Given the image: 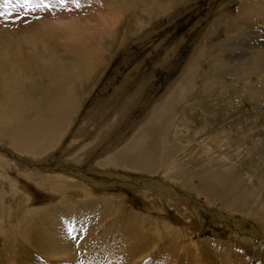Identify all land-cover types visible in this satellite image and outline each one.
<instances>
[{"label":"bare ground","instance_id":"6f19581e","mask_svg":"<svg viewBox=\"0 0 264 264\" xmlns=\"http://www.w3.org/2000/svg\"><path fill=\"white\" fill-rule=\"evenodd\" d=\"M91 1L93 4L90 7L95 6L93 10L97 9L105 15L97 16L95 13L100 21L91 25L92 27L73 26L76 23L64 24V19L70 16H67L68 14L62 16L63 10L61 17L30 21L24 28H0V144L15 153L18 159L26 157L36 159L42 154H51L58 150L76 114L85 106L87 98L97 87L105 68L114 57L115 52H112V49H117L118 42L122 41L123 45L124 41L130 40V34L132 37L145 31V23L154 16L153 10L162 11L159 17L168 16L174 12L178 3L184 2V0H89L90 3ZM5 3L11 7L9 0H0V12L9 15L10 11L8 8L6 10ZM225 14L229 15L228 10L218 14L221 17L220 20L217 19L219 29L214 28L217 34L221 32L225 40L219 45L217 57L213 52L214 56L206 58L209 66L207 81L193 82L191 86L186 80L170 84L154 104H151L150 108L148 106L146 116L130 126L132 129L130 133L134 135L130 140L131 144L126 147L122 145L125 142L121 140L124 139L123 135L119 136L121 133L116 134L112 140L109 138L118 132L123 119L127 118L131 108L139 103L144 91L143 86L139 85L132 95L130 94L132 90L127 91L129 89L124 88L125 94L131 96L121 104L119 101L124 97L121 92L115 94L111 103L105 100L97 102L98 104L88 112L84 123L86 131L92 133L93 140L86 143L85 147L76 149L77 146L73 145L78 144L81 137H75L71 144L74 151L67 153V150L71 149L69 145L64 158L81 155L79 157L81 163L88 161L92 159V152L94 153L102 142L105 146L102 148L105 158L99 163L95 162V166L123 168L145 175L158 174L171 182L182 179L186 187H189L190 181L196 180L209 199L224 196L225 202L231 208L242 210L244 217L264 228V220L257 213L259 209L257 210L256 204L251 202L255 196L248 190L249 185L257 191L264 192V163H258L262 162L263 157L256 158V163L240 161L244 160L248 150L254 147L258 137L264 143V132L259 131L264 127V49L256 47L257 42L253 39L252 32L248 31L256 28V25L243 19L246 9L242 5L238 7L237 16L230 17ZM121 18H124V26ZM119 25L122 26L120 33ZM262 26L264 28V23ZM226 43L227 45H224ZM230 49H244L252 51L253 54L247 55L249 57L247 62H245L247 58L243 60L239 58L229 67L227 64L230 61L222 60L219 55ZM198 76L202 74L199 72ZM225 77L232 79L230 86L221 81ZM255 85L258 88H255ZM196 92L202 96L201 100L205 99L204 96L209 98L210 102L206 100V103H199L198 98L194 101L193 95ZM240 95L253 112L229 122L232 115L229 118L230 114L227 113L230 110L226 106L230 105L234 96ZM187 97L190 99L187 100ZM217 117L222 118V121H218ZM252 117L261 122L255 125L257 129L251 128L245 134L241 122ZM107 122H113V125L104 135ZM81 133L86 132L84 130V133ZM109 142H112V145H108ZM243 145H246L244 150ZM114 151H117L115 155ZM196 151L198 157L205 158L210 168L191 173L188 164L194 160ZM223 152L230 153L228 155L231 157L223 156ZM234 158L238 161V167L236 161L232 162ZM11 161L12 164H17V161ZM10 165L11 162L7 163L4 157H0V264H192L190 260L193 250L185 247L183 249L177 245L180 241L165 223H160L162 226L160 230L149 218L136 212L131 215L120 212L123 216L115 215L108 220L110 223H107L103 219L107 215H113L106 209L105 205L109 203L107 201L103 202L101 208L96 202L99 200H94L92 204V198L86 199L87 194L82 193L84 195L82 200L76 202H68L67 199L61 198L48 205H33L31 198L24 196L27 195L26 188L34 184L37 188L47 190L45 187L47 181L36 182L31 179L32 173L29 175L23 173L19 176L16 167L12 173ZM244 165L250 166L245 170L247 181L244 180V174L241 175L238 170ZM222 167L226 171L228 168L229 173L221 172ZM55 178L59 180V176ZM50 189L62 196L67 195L61 189L72 192L70 187L69 190L62 186H51ZM79 193L81 194V191ZM19 195L22 197L19 198ZM6 199H9L10 207L4 204ZM258 200L260 199L257 198ZM17 201L20 202L16 203ZM250 206L251 208L256 206L253 209L257 212ZM258 206H261L264 212V205ZM95 213L101 218L97 219L99 222H95ZM160 217L158 216V219ZM196 256L198 258V255ZM259 257L257 255L254 258L261 260ZM258 260L257 264H260Z\"/></svg>","mask_w":264,"mask_h":264},{"label":"rangeland","instance_id":"374dc122","mask_svg":"<svg viewBox=\"0 0 264 264\" xmlns=\"http://www.w3.org/2000/svg\"><path fill=\"white\" fill-rule=\"evenodd\" d=\"M23 1L9 0L11 7L8 3L4 4L6 10L9 9L10 14L7 15L3 14L2 11L0 12L1 29L12 27L24 28L30 21H45L61 17L63 10L64 14L62 16L68 14L67 16L73 17H67V19L61 18L64 19L63 23H76V25L74 24L73 26L78 25L80 27H92L94 23H98L100 21V18L97 16H105L103 13L98 12L97 9H95L96 11L93 10L95 6L90 7L93 2L91 1L92 3H90L89 0H83L82 2L81 0H63V2L60 0L62 2L61 5L63 6L60 5L61 2H59V0L53 1L54 3L57 2V4H52L53 2L50 0ZM179 4L180 3L175 6L174 12L172 14H168V16L161 15L159 17V14H161L162 11L157 12L156 10H153L152 15L154 16H152V19L147 20L148 22L145 23V31L132 36L133 38L131 37L132 34H130V40L124 41L123 45L122 41L118 42V44L116 43L117 49H112V52H115L114 57L111 58L107 67L105 65V71L100 78L97 87L87 98L85 106L82 107L78 114H76V117L73 119V124L69 127V131L63 136L58 150H55L51 154H42L40 157L36 158L37 160L39 159L38 161L29 157L23 158V160L22 158L18 159L15 153H12L11 150L0 144V146L3 147H0V151L2 152H0V157H4L7 163L11 162L10 167L13 169L12 173H14V168L16 167L20 173L19 176H22L23 173L25 175L32 173L31 179L33 178L36 182H40V180L47 181V184L45 185V187L48 188L47 190L37 188L34 184L30 185L31 187L28 186V188H26L25 192L27 195L25 194L24 196L29 199L31 198L33 202L32 204L35 206L48 205L51 202L60 200L61 198L67 199L68 202H76L77 200H82V196L87 194L88 197L86 196V199L92 198V204L94 200L102 202L100 205V203L96 201L98 206L101 208L104 205L103 202H109L105 206L106 209L113 215H107L106 218L103 219L107 221V223H110L108 220L113 218L115 215H117V217L123 216L120 212H124L126 215H131L133 212L143 215L145 218H149L153 225L155 227L157 226L160 230L162 229L161 224L165 223L168 228L170 227L169 229L173 232L172 234L180 241L177 245H180L181 248L185 247V249L190 248L193 250V255L190 260L192 261V264H230L231 262V264H235L237 262H240L241 264H251V262L252 264H257L258 259L256 258V260L254 258L257 255L260 256L259 258L261 259L258 260L259 263L264 264V228L244 217L242 210L238 209V211L235 208H231V206L225 202L226 200L224 196L222 198L219 196L216 199H222L225 203L216 199H209L196 180L190 181L189 187H186L183 184L182 179L179 181L175 179L176 181L171 182V180H164L158 174H155L154 176L148 174L145 175L139 172L134 173L133 171L125 170L123 168H100L99 166H95V164L99 163L102 158H105V155L102 152V148L105 146L102 142L100 143L101 146H97L95 152H92V159L90 158L88 161H82L81 163V159L79 158L81 155L79 157L65 159L67 153L74 151L72 150L74 146H77L76 149L78 147L83 148L93 140L91 136L92 133H88L86 131L84 123L88 112L92 110L96 104H98L97 102L105 100L107 103H111L115 98V94L121 92L124 96L123 100L121 99V102L119 101V104H121L126 98L130 97L136 91L135 89H137L139 85L143 86L144 91H142L143 93L139 103L131 108L129 112L130 114L127 117L128 119H123L118 132H115V134H113L114 136L109 138V140H112L119 135V133H121L119 136L123 135L122 138L124 139L121 140L126 143H123L122 145L123 147H126L131 144L130 140L134 135L131 134L132 129L130 126L146 116L145 114L148 112V106L150 108L151 104H154V101H156L158 97L162 95L166 89H168L170 84L186 80L191 86V83L193 82L202 83L203 81H207L209 78V66L208 59L206 58L211 57L213 52L217 57L219 53V45L223 44L222 42L225 40L221 32L217 34L215 31L219 29L217 19H221L219 15L223 14L224 11L228 10L229 15L225 14L226 16H237L236 13L238 11V7L242 5L246 9V14L243 19H246L256 25V28L253 27L248 30L252 32V37L257 42L258 46L256 47L264 49V28L262 26L264 23V0H184V2L182 1L181 4ZM53 5H55V8L52 7ZM57 6H59V8H56ZM98 6L101 5L98 4ZM70 10L71 12H68ZM1 18L4 20H1ZM69 18L72 21H70ZM121 19V23L124 26V18ZM121 28L122 26L119 25V33L121 32ZM122 34L123 33H121V35ZM21 36H23V34H21ZM228 43L231 44V42ZM41 44H38V46ZM224 45H227V43ZM107 48L110 49L108 45ZM230 50L227 52H221L222 54L219 55L222 60L226 59L225 61H230V63L227 64L229 67L231 64L237 62L239 58H241L240 60L247 58L245 61L247 62L249 58L247 55L253 54L252 51L248 52L244 49ZM108 57L109 56H107V60ZM195 70L197 72H194ZM199 72L202 76H198ZM231 80V78L225 77V79H222L221 81L226 86H230ZM116 86L117 88H115ZM124 88L129 89L127 91L132 90L133 92H130L131 95H128L127 93L125 94ZM255 88H258V86L255 85ZM183 90L185 91V88H183ZM188 92H190V90ZM193 97L195 98L194 101L198 98L199 103H206V100L210 102V99L204 96L203 98L205 99L201 100L202 96H199L198 92H196ZM189 99L190 97H187V100ZM226 108L230 110L227 113L230 114V116L228 115L229 118L232 115L230 119L228 118L229 122L237 118L246 117L248 114L253 112L250 105L244 102L241 95L234 96L232 102H230V105H227ZM227 114L225 115L227 116ZM217 119L218 121H222V118L217 117ZM254 119H256L255 122L251 121ZM260 122L261 121L255 117H252L250 120L245 119V122H241L243 123L245 134L248 133L251 128H253V130L257 129V126L255 125H258ZM112 125L113 122L107 124L104 129V135L108 132ZM192 126L194 127V124ZM189 127H191V125H189ZM84 130L86 133L82 134L81 132L84 133ZM259 131L264 132V127H262ZM233 135L234 134L231 135L232 142L234 138ZM78 136L81 137L78 140V144L71 147L73 140ZM254 143V147L251 150H248L247 155L244 156V160L240 159L241 162L251 161L256 163V158L263 157L262 162L259 161L258 163H264V143L260 141L259 137ZM108 145H112V142H109ZM68 146L71 149H69ZM245 147L246 145L242 146L243 150ZM223 149V151L226 152L225 148ZM66 150L68 151L67 153ZM116 152L114 151V155ZM197 152L198 151L195 152L194 160L188 164V169L191 173L192 171H197L199 169L208 170L210 168L207 161L204 160L205 158L197 156ZM228 154L230 153H224L223 156L226 155L227 157H231V155ZM11 160L17 161L18 165L12 164ZM235 161V158L232 159L233 163H235ZM237 162L238 161H236L235 164L238 167L239 164ZM248 167L250 166L244 165L238 168L241 175L244 174L245 176V170ZM222 171L227 173L228 168L226 171L224 170V167H222L221 172ZM229 172H231V166L229 167ZM56 176H59V180L55 178ZM244 178V180H246V176ZM168 184L172 186H169ZM51 186H62L67 187V189L70 187L72 192H69L66 189H61V191L65 192L67 195L62 196L59 195V192L52 191L50 189ZM248 188V190L253 193L252 196H255L252 197L253 201L250 200L257 206V208L256 206L253 208L259 210L257 212V210L255 211L251 208V206L250 208L261 215L264 220V212L261 209L262 207L258 206L261 204L262 206L264 205V192H260L259 190L257 191L249 185ZM17 191L19 192V190ZM79 191H81V194ZM20 192L23 191L20 190ZM75 192L78 193L76 194ZM169 192L172 193L170 194ZM20 196L22 197V195H19V198H21ZM257 198L260 200L257 201ZM5 201L6 202L4 204L10 207L9 199H6ZM20 201H17L16 203ZM256 201L258 204L255 203ZM156 211L161 214H158ZM158 216L162 217L158 219ZM97 219L100 220L101 218L95 213V222L98 221ZM154 219H156V221ZM161 219L164 221L162 222ZM174 229H176V231ZM248 236L249 239H252L249 240ZM159 237H161V235ZM247 245L249 249H247ZM243 246L246 248L243 249ZM259 252L261 253L259 254ZM196 255H198L199 259ZM194 259L196 261H194Z\"/></svg>","mask_w":264,"mask_h":264},{"label":"snow or ice","instance_id":"6c2138e0","mask_svg":"<svg viewBox=\"0 0 264 264\" xmlns=\"http://www.w3.org/2000/svg\"><path fill=\"white\" fill-rule=\"evenodd\" d=\"M74 239H75V237H74Z\"/></svg>","mask_w":264,"mask_h":264}]
</instances>
